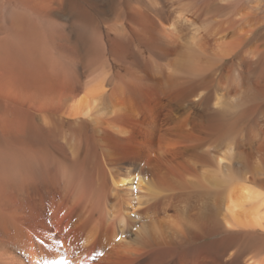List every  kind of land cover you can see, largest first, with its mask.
I'll return each mask as SVG.
<instances>
[{"label":"bare ground","instance_id":"obj_1","mask_svg":"<svg viewBox=\"0 0 264 264\" xmlns=\"http://www.w3.org/2000/svg\"><path fill=\"white\" fill-rule=\"evenodd\" d=\"M0 264H264V0H0Z\"/></svg>","mask_w":264,"mask_h":264}]
</instances>
